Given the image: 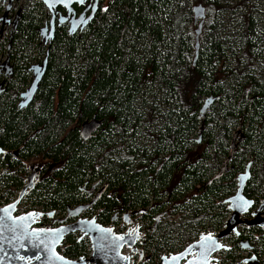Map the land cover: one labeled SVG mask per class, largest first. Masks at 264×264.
I'll return each mask as SVG.
<instances>
[{"label": "trees", "instance_id": "trees-1", "mask_svg": "<svg viewBox=\"0 0 264 264\" xmlns=\"http://www.w3.org/2000/svg\"><path fill=\"white\" fill-rule=\"evenodd\" d=\"M234 1L99 0L83 28L69 33L67 23H56L43 43L40 28L50 12L41 0H17L18 22L0 40L4 52L10 41L13 66L0 92V146L8 150L0 156V203L39 161L32 208L62 214L91 201L85 214L103 224L140 212L144 261L155 264L222 226L228 210L221 199L249 157L253 173L244 192L264 197L263 18L257 0ZM196 3L205 18L194 62ZM47 52L37 90L20 107L33 77L29 66ZM210 95L216 97L201 114ZM92 118L99 125L85 138L83 122ZM237 124L238 147L229 158ZM226 157L234 167L219 174ZM251 230L264 247V231ZM65 241L69 257L90 250L87 237L71 233Z\"/></svg>", "mask_w": 264, "mask_h": 264}, {"label": "water", "instance_id": "water-1", "mask_svg": "<svg viewBox=\"0 0 264 264\" xmlns=\"http://www.w3.org/2000/svg\"><path fill=\"white\" fill-rule=\"evenodd\" d=\"M14 0H7L4 11L0 16V20L4 23L6 14L13 6ZM48 8L51 16L49 22L44 23L40 28V34L44 36L45 41L53 37L56 23L62 24L68 22V31L72 33L83 28L95 15L98 7V1L94 0L92 8L88 14L86 9L77 13L74 3L80 0H41ZM64 7L66 13L59 11L56 19L55 10L57 7ZM194 20L197 21L196 41H195V57L199 47V34L205 18V6L202 3L193 5ZM19 19V9L16 10L13 18L14 28ZM11 34L9 35V37ZM10 47V41L8 42ZM47 54L41 62L30 64L29 70L32 71V80L28 87L20 93L19 106H26L33 98L39 81L41 80L47 65ZM7 56L1 66L6 67V72L11 73L12 66L8 63ZM3 82L0 83V92L4 89ZM216 96H208L205 98L200 107V113L204 114L206 108L215 99ZM99 122L94 118L85 120L81 129L83 137H87L93 128L97 127ZM8 150L0 146V154L6 153ZM41 164L32 165L26 176V182L21 186L17 196L6 204L0 205V264H133L130 259L131 254L123 251L125 246L129 247L131 252L143 253V246L138 247L136 240L140 239V243L144 245L146 234L140 231V225L135 224L128 227L125 231H117L113 224H103L99 222L95 215L90 217L80 215L90 206V202L79 203L75 206L67 208L66 215L53 218L55 210L43 211L38 209H30L26 212L17 213V206L24 194L33 189L35 183L40 177ZM249 176V164L245 172L239 173L236 192L226 198L228 208L231 210L225 221V226L212 234L209 231H202L198 237L187 243L181 250L162 254L160 257L161 264H211V254L222 246L221 237L227 235L232 230L239 233L237 224H264V219L257 221L256 216L252 218L242 217L241 214L249 210L254 203L253 199L247 198L243 194L245 181ZM264 202V199L262 203ZM261 203V204H262ZM261 204L254 210V214L262 208ZM43 215L51 217V224L58 222L56 226L36 225ZM69 217H77L73 221L65 222ZM80 232L86 235L90 242L91 252L88 256L79 255L78 257H69L58 250L63 239L67 234ZM211 237V239H209ZM244 264H264L261 263L256 255L245 258Z\"/></svg>", "mask_w": 264, "mask_h": 264}, {"label": "flooded vegetation", "instance_id": "flooded-vegetation-1", "mask_svg": "<svg viewBox=\"0 0 264 264\" xmlns=\"http://www.w3.org/2000/svg\"><path fill=\"white\" fill-rule=\"evenodd\" d=\"M93 1L94 0H85V2L83 3V4H81V5H79L78 3H74L73 5H74V7L76 6H78V7H80V10L79 11H77L76 10V12L77 13H79V12H81L83 9H85V8H87L86 9V14H88L89 12H90V10H91V8H92V3H93ZM11 9H12V7H11ZM11 9L9 10V11H11ZM76 9V8H75ZM18 10V9H17ZM62 11L64 14L66 13V11H65V9H64V7H61V6H58L57 7V10H55V13H56V19H57V17H58V14H59V11ZM3 11H4V9H3ZM3 11H2V13H3ZM1 13V14H2ZM9 13V12H8ZM7 13V14H8ZM7 14H6V20H5V22H9L10 21V23L9 24H11V28H10V31H9V33H6L5 35H10V33H11V31H12V27H13V18H14V16H15V14L14 15H12L10 18L9 17H7ZM1 16V15H0ZM50 16H51V14H50ZM50 19V18H49ZM1 22H2V20H1ZM4 22V23H5ZM49 22V21H48ZM4 23L2 22L1 23V25H0V32H2L3 31V29H4ZM65 23H67L68 24V22L66 21ZM4 35V36H5ZM8 49H9V47L6 49V51L4 52V51H0V83L1 82H3V87L5 86V81H6V79L7 78H9L10 77V74H12V71H13V66H12V63H11V61H10V56H9V54H8ZM1 50V49H0ZM9 57V64L12 66V69H11V73H9V72H6V67L5 66H1V63H3L4 62V60H5V58L6 57ZM42 61V60H41ZM41 61H37V62H41ZM35 63V62H34ZM32 64V63H31ZM32 72V71H31ZM33 76V75H32ZM240 137V136H239ZM233 140V139H232ZM237 143V142H236ZM236 143H234V144H236ZM233 143H232V141H231V146H230V151H229V158H232V157H234V155H235V149L238 147V146H233L234 145ZM237 145V144H236ZM7 150V149H6ZM7 153V152H6ZM5 154V153H4ZM4 154H0V156L1 155H4ZM229 161H230V159H229ZM228 161V158L226 157V158H223V160H222V164L220 165V167L219 168H221L220 170H219V174H222L223 172H224V170H228V169H230V168H233L234 167V165L231 163V162H229ZM253 163H254V159L253 158H251V157H249L247 160H246V162H245V165H244V167L242 168V169H240V170H237V172L235 173V182H236V186L234 187V190H233V192L231 193V194H229L228 196H226V197H224L223 199H221V201L225 204V206H226V208H227V210H228V214H227V216L224 218V220H223V223H222V226L219 228V229H217V230H212V229H207V230H205L204 232H206V231H209V232H211L212 234H214V233H216L218 230H220L221 228H223L224 226H225V221H226V219L228 218V216H229V214H230V209L228 208V201H225L226 200V198H228L229 196H231V195H233L235 192H236V189H237V182H238V177H239V173H242V172H245V170H246V167H247V165L249 164V176H248V178L246 179V181H245V185H244V189H245V187H246V184H247V182H248V180L251 178V176H252V173H253V171H252V168H253ZM36 164H41V163H38V162H33V163H31L30 164V166H29V169H28V172L30 171V169H31V166L32 165H36ZM41 166H43L42 164H41ZM43 169H44V166L41 168V170H40V172H39V174H41L42 172H43ZM28 172H27V174H28ZM27 176V175H26ZM40 177H41V175H40ZM40 177H39V179H40ZM39 179H38V181H39ZM37 181V182H38ZM26 182V177H25V179H24V183ZM36 182V183H37ZM23 183V184H24ZM36 183H35V185H36ZM35 185H34V187H35ZM33 187V188H34ZM244 189H243V194L247 197V198H249V199H253L254 200V203L252 204V206L251 207H249V210L247 211V212H245V213H242L241 214V216L242 217H246V218H252V217H255L256 216V219H257V221H261L262 219H264V202L262 203V201H263V199H264V197H261V198H259V199H256L255 197H253V196H249V195H246L245 194V192H244ZM31 191V190H30ZM17 194H18V192H17ZM17 196V195H16ZM13 200V199H12ZM9 201H11V200H9ZM9 201H7V202H2V203H0V205H3V204H6V203H8ZM86 202H90V206L87 208V209H85L84 210V212H82L80 215H82L83 214V216H88V217H90V216H92V215H95V214H91V215H85L84 213L91 207V201H83V202H80V203H86ZM262 203V204H261ZM259 204H261V206H262V208L260 209V210H258L257 212H256V215L254 214V210L259 206ZM19 205V204H18ZM17 208H18V206H17ZM32 209H36V208H32ZM28 210H30V209H28ZM38 210H43V209H38ZM51 210H55V209H51ZM43 211H50V210H43ZM24 212H26V211H24ZM89 212V211H88ZM88 212H87V214H88ZM66 213H67V209H66V211L64 212V214L63 215H61V216H58V214H57V212H56V210H55V213H54V216H53V218H57V217H62V216H64V215H66ZM132 213H135V212H132ZM131 213H128V214H126V215H121L122 217H121V219H122V221H119L118 223H117V225H116V222H112V223H110V224H113L114 225V228L117 230V231H125L128 227H130L129 225H127L125 228H123V227H120V224H123L124 223V221H126L127 223H130V220L129 219H127V216H129ZM96 216V215H95ZM77 217H69L68 219H67V221H65V222H69V221H73V220H75ZM51 217H49L48 215H43V216H41V218L39 219V222L36 224V225H38V226H42V225H47V226H56V225H58V222H54L53 224H51ZM115 219L116 220H119V215H117V217H115ZM135 225V224H134ZM131 226H133V225H131ZM259 228V229H261V230H263L264 231V224L263 225H260L259 223H256V224H246V223H239V224H237V230L239 231V233H237L236 231H234V230H232L230 233H228L227 235H225V236H223V237H221V241H222V246L219 248V249H217V250H215L212 254H211V256H212V259H211V264H244L245 263V258H247V257H251L252 255H256V257H257V259L261 262V263H264V247L261 245V244H259V243H256V240H257V237H256V232L255 231H253V230H251V228ZM141 231V230H140ZM141 232H144L145 234H146V232L145 231H141ZM252 233H254V234H252ZM73 234H76V236H77V239L78 240H82L83 238H86L87 236L86 235H81V233L80 232H74ZM68 235V234H67ZM259 235V234H258ZM66 237V236H65ZM88 238V237H87ZM225 240H228V242H226ZM68 243L65 241V238L63 239V241H62V243H61V245H60V247H64L65 245H67ZM145 244V243H144ZM136 245L138 246V247H141V246H143V253H142V255H141V257H140V253H139V251L137 252H131L130 254H131V256H130V259L133 261V263H134V258H136V263L137 264H145V261H144V259H145V256H146V253H145V251H144V245H142L141 243H140V239H137L136 240ZM181 250V249H180ZM179 251V250H178ZM174 252H177V251H174ZM162 254H169V253H162ZM161 254V255H162ZM218 254V255H217ZM161 255L159 256V258H158V260L155 262V264H161L160 263V257H161ZM220 261V262H219ZM136 263H134V264H136Z\"/></svg>", "mask_w": 264, "mask_h": 264}, {"label": "rangeland", "instance_id": "rangeland-1", "mask_svg": "<svg viewBox=\"0 0 264 264\" xmlns=\"http://www.w3.org/2000/svg\"><path fill=\"white\" fill-rule=\"evenodd\" d=\"M19 1V0H18ZM23 0H20V2H22ZM25 1V0H24ZM258 1V3H259V6H260V10H261V12H262V18H263V26H264V0H257ZM0 2L2 3V2H4L3 4H4V6H5V4H6V2H7V0H0ZM230 2H235L234 0H230ZM16 8H18V5H17V0H14L13 1V6H12V9H11V11H9V13L7 14V17H11L12 15H14L15 13H16ZM47 8V7H46ZM47 10H48V8H47ZM49 11V10H48ZM43 17H44V15H43ZM50 18V17H49ZM49 18H46L45 20L48 22L49 21ZM1 20H0V25H1ZM10 23V21L8 22H5L4 23V29H3V31L2 32H0V40L2 41L3 39H4V35L6 34V33H9V31H10V28H11V24H9ZM40 40L41 41H43V43H44V40H45V38H44V36H42L41 38H40ZM1 44V43H0ZM4 45H5V43H4ZM35 62V61H34ZM34 62H32V63H34ZM263 63H264V58H263ZM236 127H237V129H236ZM234 129H235V135H233V140H232V143L234 144V143H236L237 141H238V139H239V133H240V129H239V127H240V125L239 124H237V126H236ZM239 130V131H238ZM234 132V131H233ZM34 162H38L39 163V161H34ZM30 192V191H29ZM29 192L28 193H26V194H24L23 195V197H22V199H21V201L19 202V205H18V209H17V212L18 211H21V212H24V211H27L28 209H32V207H31V202L29 201V197H28V194H29ZM16 195H17V193L14 195V197L12 198V199H14L15 197H16ZM11 199V200H12ZM34 208H36V209H40V208H38V207H34ZM84 212V211H83ZM64 213H62V214H58V216H61V215H63ZM85 214V213H84ZM85 215H91L90 213H88V214H85ZM82 216H83V214H82ZM140 216H141V213L140 212H135V213H131L129 216H127V219H129L130 220V223H127L126 221H124V223L123 224H120V227H123V228H125L127 225H129V226H131V225H134V224H139L140 225V230L141 231H145V229L143 228V226H142V224H141V220H140ZM121 214L119 215V220H116L117 222H116V225H117V223L119 222V221H122V219H121ZM146 232V231H145ZM226 242H228V240H225ZM218 255V254H217ZM220 262V261H219ZM134 263H136V258H134ZM137 264V263H136Z\"/></svg>", "mask_w": 264, "mask_h": 264}, {"label": "built area", "instance_id": "built-area-1", "mask_svg": "<svg viewBox=\"0 0 264 264\" xmlns=\"http://www.w3.org/2000/svg\"><path fill=\"white\" fill-rule=\"evenodd\" d=\"M17 213H22L21 211H18ZM58 250L60 251V252H62V247H58ZM123 251L124 252H126V253H131V251L129 250V247H127V246H125L124 248H123ZM91 252V248H90V250H89V252L87 253V254H85V256H88L89 255V253ZM63 253V252H62ZM64 254V253H63ZM134 264V263H133Z\"/></svg>", "mask_w": 264, "mask_h": 264}, {"label": "snow or ice", "instance_id": "snow-or-ice-1", "mask_svg": "<svg viewBox=\"0 0 264 264\" xmlns=\"http://www.w3.org/2000/svg\"><path fill=\"white\" fill-rule=\"evenodd\" d=\"M85 2V0H80V3H84ZM106 10V9H105ZM209 239H211V237H209Z\"/></svg>", "mask_w": 264, "mask_h": 264}]
</instances>
